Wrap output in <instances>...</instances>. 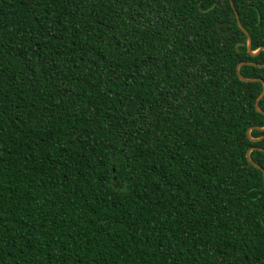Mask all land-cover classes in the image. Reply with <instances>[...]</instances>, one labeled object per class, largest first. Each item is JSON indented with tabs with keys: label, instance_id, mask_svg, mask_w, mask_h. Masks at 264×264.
Masks as SVG:
<instances>
[{
	"label": "trees",
	"instance_id": "trees-1",
	"mask_svg": "<svg viewBox=\"0 0 264 264\" xmlns=\"http://www.w3.org/2000/svg\"><path fill=\"white\" fill-rule=\"evenodd\" d=\"M232 1L264 47V0ZM234 10L0 0V264H264V97L236 73L264 51Z\"/></svg>",
	"mask_w": 264,
	"mask_h": 264
},
{
	"label": "water",
	"instance_id": "water-1",
	"mask_svg": "<svg viewBox=\"0 0 264 264\" xmlns=\"http://www.w3.org/2000/svg\"><path fill=\"white\" fill-rule=\"evenodd\" d=\"M229 2H230L231 7H232L233 10H234L233 1H232V0H229ZM234 14H235L236 21H237V25H238L239 29L245 34V36H246V38H247L246 48H247L248 53H249L251 56H255V55L259 54L261 51H264V47L259 48V49H258L257 51H255V52L252 51V49H251V47H252V41H251V38H250V36L248 35V33L246 32V30L243 28L242 24L240 23V19H239L238 14L236 13L235 10H234ZM243 64H245V63H240V64H238V66H237V68H236V73H237L238 78H239L241 81H243V82H255V81H258V82H260V83L262 84V91H261L259 97L257 98L255 104H254L255 110H256L257 112H259V113H262L261 110H260V108H259L258 103H259V101L264 97V81H263L262 79H248V78H244V77L240 74V67H241ZM252 65H254V64H252ZM259 66H261V65H259ZM257 129H258V128H257ZM251 130H252V128H250V129L247 131V136H248L252 141H258V140H260L261 138H260V139H253V138L250 137V132H251ZM258 130H264V128H263V129H258ZM254 149H255V148H251V149L247 152V154H246V158H247V160H248L249 163H251L253 166H255L256 168L260 169V170L263 172V178H264V170L261 169L257 164H255V163L251 160V158H250V152L253 151Z\"/></svg>",
	"mask_w": 264,
	"mask_h": 264
}]
</instances>
